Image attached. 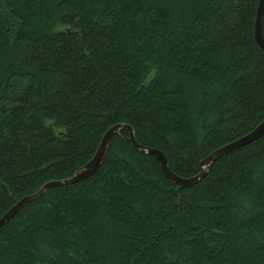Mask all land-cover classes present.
I'll return each instance as SVG.
<instances>
[{
  "label": "trees",
  "instance_id": "trees-1",
  "mask_svg": "<svg viewBox=\"0 0 264 264\" xmlns=\"http://www.w3.org/2000/svg\"><path fill=\"white\" fill-rule=\"evenodd\" d=\"M258 1L0 0V217L71 177L113 125L183 178L253 130ZM127 137L3 225L0 264H264V135L190 187Z\"/></svg>",
  "mask_w": 264,
  "mask_h": 264
},
{
  "label": "water",
  "instance_id": "water-1",
  "mask_svg": "<svg viewBox=\"0 0 264 264\" xmlns=\"http://www.w3.org/2000/svg\"><path fill=\"white\" fill-rule=\"evenodd\" d=\"M264 16V0H259L256 7L255 20L253 26V37L257 46L264 51V39L262 35V22ZM120 130H125L128 134L127 141L132 144V146L152 157L158 162L161 173L163 176L172 184L178 187H190L200 180H202L205 175L207 169L220 157L223 155L234 151L242 146H245L249 143H252L258 140L260 137L264 135V119L249 133L246 135L232 141L228 144H225L218 149L214 150L210 155L200 161V171L195 176L189 178H183L177 176L173 172H171L168 168L167 161L163 153L160 151L144 147L138 144L134 138L133 131L128 125L116 124L111 126L101 137L100 142L95 150L92 158L83 164L78 170L74 172V174L66 179L58 180V181H50L45 183L38 191L33 194L22 197L15 204H13L1 217H0V228L5 225L11 218H13L26 204L38 199L41 197L44 192L51 187H60L64 185H74L81 181L87 180L92 175H94L99 169L106 153L108 150L109 142L111 139L119 133ZM42 193V195H41Z\"/></svg>",
  "mask_w": 264,
  "mask_h": 264
},
{
  "label": "snow or ice",
  "instance_id": "snow-or-ice-1",
  "mask_svg": "<svg viewBox=\"0 0 264 264\" xmlns=\"http://www.w3.org/2000/svg\"><path fill=\"white\" fill-rule=\"evenodd\" d=\"M142 71H144V72H147V71H148V69L144 68V69H142ZM41 195H42V193H41Z\"/></svg>",
  "mask_w": 264,
  "mask_h": 264
}]
</instances>
